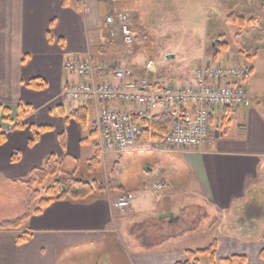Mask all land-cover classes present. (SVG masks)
<instances>
[{"label": "crops", "instance_id": "crops-1", "mask_svg": "<svg viewBox=\"0 0 264 264\" xmlns=\"http://www.w3.org/2000/svg\"><path fill=\"white\" fill-rule=\"evenodd\" d=\"M104 2L0 0V104L11 109L14 120L19 104L32 106L22 128H15L4 115L0 116V128L7 136L0 145V187L4 183H24L31 170L43 167L51 154L70 166L95 157L94 161L100 163L97 144L95 150L87 148L94 106L56 102L63 83L74 79L64 67L68 59L92 56L97 62L111 63L126 57L139 63L132 59L134 55L125 56L121 41L110 39L104 29L107 14L123 13L112 9L103 12ZM152 77L157 82L182 85L191 81L192 73L191 68L175 76L155 70ZM33 78L44 80L45 87H29L27 83ZM252 84L251 77V95ZM81 106L88 107L85 127L72 116ZM32 126L49 129L30 145ZM144 142L130 150L144 149ZM16 152L18 159L13 161ZM156 152L172 156L157 181L140 171L134 174L133 183L126 185L119 172L112 187L106 184L88 198L55 199L39 212H35L38 205L34 202L20 227L0 229V264H201L203 256L209 257L208 264H212V257L215 264H223L224 259L234 255L244 256L245 264H264V227H245L260 216L243 214L237 224H231L228 218L235 210H246L253 199L259 200L257 194L264 185V108L253 104L235 111L216 108L210 117L208 142L195 148ZM114 153L106 154L107 161H111L106 169L109 177L124 162L114 159ZM148 165L153 171L154 163ZM159 183L163 188L154 187ZM153 190L163 192L154 198ZM125 192H133L135 199L121 211L115 203ZM190 206L207 208L226 218L218 223L214 216L205 218L183 233L156 242L135 234V227L154 219L153 213L172 212L176 220L169 219L168 224L179 223L182 215L177 217V212ZM21 233L30 238L18 244ZM198 233L210 239L211 252L192 254L207 249L192 246Z\"/></svg>", "mask_w": 264, "mask_h": 264}, {"label": "rangeland", "instance_id": "rangeland-1", "mask_svg": "<svg viewBox=\"0 0 264 264\" xmlns=\"http://www.w3.org/2000/svg\"><path fill=\"white\" fill-rule=\"evenodd\" d=\"M103 1H105L103 12L112 9L128 13L131 16L136 35L133 60L142 64L146 59H153L155 62L153 71L161 70V72L170 73L174 76L179 71L188 72L193 65L206 62L223 65H235L241 62L246 66H252L254 70L251 76L253 81L251 92L254 95H252V104L264 108V4L262 0ZM231 14L243 15L246 20L258 18V23L255 26L246 23L244 27L239 24H231L227 22V18ZM168 56L173 57L169 58ZM149 75L152 77V73ZM174 83L178 84V82ZM57 101L58 104L66 102L61 95ZM92 128L93 123L88 134L87 148L95 150L97 140L92 135ZM142 140L146 141L147 138L143 136ZM107 156L106 154L101 155L99 151L100 163L92 159L87 163L74 162L70 166L68 161H65L60 164L62 172L58 176L51 178L43 186L37 185L35 188L40 191L41 197H47L46 188L54 180L64 178L63 174L66 172L84 182L94 183L97 189H101L102 186L105 187L106 184L112 187L114 183L109 181L106 171L111 163V161H107ZM111 156L118 161L120 158L124 161L118 167L122 176L121 182L126 185L133 183L134 174L140 171L141 174L150 176L151 181L161 179L165 168L170 163V157H172L168 154L142 148L123 153L117 152ZM58 161L60 162L59 159ZM150 162L154 163L153 171L148 170ZM259 189L257 197L264 203V185ZM162 192L153 190L151 195L157 198ZM27 196L28 189L23 182L4 183L0 187V223L8 219H17L35 204L39 205L38 200L35 201L37 202L35 204L28 202ZM251 196L253 198L254 194L252 193ZM177 213V217L179 214L182 215V220L179 223L168 224L169 219L161 218L162 214L155 212L153 213L154 219H148L143 226L135 227V234L148 237L151 241L156 242L160 238H168L183 233L187 229L197 226L205 218L214 216L216 222L226 218L224 215L219 216L216 212L199 206H190ZM243 213L245 210L232 212L228 217L231 219L230 223H240ZM254 215H259L260 218H256L255 221H248L247 225L245 224L247 229H254L256 225L257 227H264V211H256ZM245 219L250 218L246 217ZM198 235H196V242L192 246L210 247V239L206 235L203 237ZM208 258L203 256L201 264H206V262L208 264Z\"/></svg>", "mask_w": 264, "mask_h": 264}, {"label": "built area", "instance_id": "built-area-1", "mask_svg": "<svg viewBox=\"0 0 264 264\" xmlns=\"http://www.w3.org/2000/svg\"><path fill=\"white\" fill-rule=\"evenodd\" d=\"M103 26L110 39L121 41L125 56L134 55L136 35L129 14H107ZM154 65L153 59L140 64L126 57L111 63L97 62L92 56L66 61L64 67L74 79L63 83L61 97L67 102L94 106L92 132L101 155L135 148L142 141L144 128H151L161 113L171 115L173 124L160 137H153L149 131L144 149L199 147L209 141L214 109L235 111L253 102L248 89L252 68L241 62L195 64L191 67V81L182 85L153 80L149 74L154 72ZM113 103L121 106H110ZM154 187L161 189L163 185ZM134 199L133 192H125L115 205L124 211Z\"/></svg>", "mask_w": 264, "mask_h": 264}, {"label": "trees", "instance_id": "trees-1", "mask_svg": "<svg viewBox=\"0 0 264 264\" xmlns=\"http://www.w3.org/2000/svg\"><path fill=\"white\" fill-rule=\"evenodd\" d=\"M264 11V8H263ZM264 15V14H263ZM227 22L231 24H239L241 27H244L246 23L256 25L258 23V18H249L246 20L245 16L238 14H231L227 18ZM29 87L34 89H41L45 87L46 83L41 78H33L29 80L27 83ZM32 110V106L28 104H19L17 108V116L16 120H14L11 116V109L9 107L3 106L0 104V116L4 115V119L10 123L14 124L15 128H22L25 126L23 119L30 113ZM72 116L75 117L82 126H86L88 122V107L81 106L76 108L72 112ZM173 117L167 113H161L156 116L155 122L151 126V128H144L143 136L148 137V132L152 131L153 137H160L163 134L167 133L170 126L173 124ZM144 127H147L144 125ZM34 131V136L30 140V145L35 143L41 132L49 129V127L40 126L35 127L32 126ZM6 132L0 128V145L6 141ZM63 143V140H62ZM18 159V152H16L12 160L16 161ZM94 159H97L95 157ZM60 162L57 159L55 154H51L43 167H35L31 170L29 174L28 180L24 181L28 189V202L32 203L35 201H39L38 208L35 212H39L48 205L51 201L55 199H63V198H72V199H85L92 196L95 193L96 185L94 183L84 182L72 176V174H68L67 172L63 174L64 178L56 179L53 181L51 185L46 188L47 197H41V193L39 190L35 188V186H43L46 184L51 178H55L61 171ZM119 171L117 168H114L109 177V181L115 184ZM259 203V204H256ZM256 211H264V203H260L257 199H253L251 202L247 204V208L245 210V215L247 216H256ZM29 211L26 212L23 216L17 219H8L2 223H0V229L2 230H11L17 229L23 223V221L28 217ZM30 235L27 233H21L17 237V243L22 244L29 240ZM211 252L210 248L198 250L196 252H192V254L198 253H208ZM262 255L264 256V250ZM246 259L241 255H234L222 261L223 264H245ZM182 264H190V261H186ZM212 264H215L214 258L212 257Z\"/></svg>", "mask_w": 264, "mask_h": 264}, {"label": "water", "instance_id": "water-1", "mask_svg": "<svg viewBox=\"0 0 264 264\" xmlns=\"http://www.w3.org/2000/svg\"><path fill=\"white\" fill-rule=\"evenodd\" d=\"M169 58L173 57V56H168ZM161 218H164V219H170L171 221H174L176 220V218H174V214L172 212H168V213H164L161 215Z\"/></svg>", "mask_w": 264, "mask_h": 264}]
</instances>
